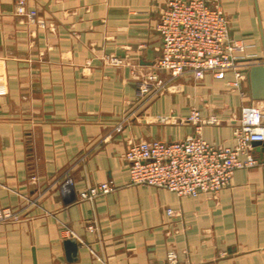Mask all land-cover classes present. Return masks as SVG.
Wrapping results in <instances>:
<instances>
[{"label": "crops", "instance_id": "obj_1", "mask_svg": "<svg viewBox=\"0 0 264 264\" xmlns=\"http://www.w3.org/2000/svg\"><path fill=\"white\" fill-rule=\"evenodd\" d=\"M26 1L44 25L0 0V206L22 211L0 223V264H165L168 250L182 263L264 264L263 143L251 144L257 163L214 195L129 184L124 158L130 142L193 134L192 107L216 119L201 125L203 138L234 144L241 107L264 112L247 73L239 86L232 70L182 76L140 97L137 83L161 52L166 0ZM209 1L225 11L235 53L264 63V0ZM66 174L70 190L60 187ZM106 180L113 190L78 200Z\"/></svg>", "mask_w": 264, "mask_h": 264}, {"label": "built area", "instance_id": "obj_2", "mask_svg": "<svg viewBox=\"0 0 264 264\" xmlns=\"http://www.w3.org/2000/svg\"><path fill=\"white\" fill-rule=\"evenodd\" d=\"M26 0H15L14 14L29 22L44 25L28 10ZM156 30L161 39V52L154 61L153 69L137 83L138 95L149 97L163 92L167 84L182 76L201 79L206 72L222 78L225 71L232 70L239 86L246 78V71L258 61L235 53L242 46L230 36L229 23L220 4L209 0H166L159 11ZM112 64L121 59L111 56ZM166 118V117H161ZM187 120L195 123L193 134L172 141L141 140L130 142L124 158L128 164V183L153 185L173 191L177 196H197L201 193L216 194L227 186L234 171L257 163L251 152L253 141H264V112L254 104L243 105L239 122L233 129L234 144L214 143L201 135V125L213 122L215 117L202 118L197 108L192 107ZM117 123L116 130H120ZM36 180L35 175H30ZM73 179L66 174L60 187L70 190ZM114 189L111 180L89 185L77 194L78 200H93L100 194ZM21 210L0 206V223L18 221ZM167 213L173 210L167 208ZM87 228L95 230L94 221ZM69 232L68 227H64ZM165 264H202L180 262L173 250L165 255Z\"/></svg>", "mask_w": 264, "mask_h": 264}, {"label": "water", "instance_id": "obj_3", "mask_svg": "<svg viewBox=\"0 0 264 264\" xmlns=\"http://www.w3.org/2000/svg\"><path fill=\"white\" fill-rule=\"evenodd\" d=\"M247 76L250 86V93L253 98H264V63H256L249 66L247 69ZM264 141H253L252 144L259 149V144Z\"/></svg>", "mask_w": 264, "mask_h": 264}]
</instances>
